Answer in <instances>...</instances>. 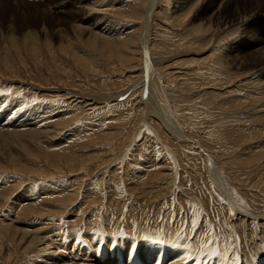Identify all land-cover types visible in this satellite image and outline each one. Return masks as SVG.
I'll list each match as a JSON object with an SVG mask.
<instances>
[{
  "label": "rangeland",
  "instance_id": "obj_1",
  "mask_svg": "<svg viewBox=\"0 0 264 264\" xmlns=\"http://www.w3.org/2000/svg\"><path fill=\"white\" fill-rule=\"evenodd\" d=\"M262 226L264 0H0V264H264Z\"/></svg>",
  "mask_w": 264,
  "mask_h": 264
},
{
  "label": "bare ground",
  "instance_id": "obj_2",
  "mask_svg": "<svg viewBox=\"0 0 264 264\" xmlns=\"http://www.w3.org/2000/svg\"><path fill=\"white\" fill-rule=\"evenodd\" d=\"M147 28V27H146ZM148 29H146L145 30V32H144V34L142 35V38H141V40L143 41L142 43H141V46H142V48H143V46L145 47L146 45H147V43H148V37H147V33H148V31H147ZM136 38V37H135ZM151 72V71H150ZM153 72V71H152ZM92 103H94L95 104V102H92ZM91 104V103H90ZM92 105V104H91ZM37 122V121H36ZM39 126H41V125H39ZM7 130H9V131H12V132H14V134H16V135H18V136H23L26 132L24 131V130H21V129H18V128H15V129H10V128H6ZM32 132H34V130H36L35 128L34 129H30ZM41 130H43V129H41ZM41 130H39V131H41ZM70 141V140H69ZM6 189V188H5ZM237 210V209H236ZM238 211V210H237ZM241 212V211H240ZM239 215V214H238ZM242 216H243V214H242ZM246 216V215H245ZM249 216V215H248ZM240 217H241V215H240ZM239 218V217H238ZM244 219V218H243ZM253 219V218H252ZM245 220V219H244ZM263 224V223H262ZM263 227V226H262ZM264 228V227H263ZM29 233V232H28ZM37 233V232H36ZM49 234H51V233H49ZM49 234H48V236H49ZM34 235V234H33ZM39 235V234H38ZM36 236V237H35ZM43 236H46V238H47V235H43ZM34 240H36V238H38L37 237V235L35 234L34 235ZM33 238H32V240H33ZM39 238H41V236L39 237ZM43 240H46L45 238H42ZM50 239V238H49ZM37 241H39V240H36V242ZM41 241V240H40ZM33 242V241H32ZM63 242V241H62ZM33 243H35V242H33ZM49 243V242H48ZM135 243V242H134ZM127 247L125 248V251L123 252V253H125L126 252V250H128L129 248H130V251H131V253H133L134 251V249H135V246H132V243L130 242L129 244H127L126 245ZM51 247V246H50ZM60 247V246H59ZM147 248H149L147 245H143L142 247H141V250H142V255H144L146 252H147ZM123 250H124V248H122ZM64 252V251H63ZM63 252L61 253V255L63 254ZM65 253V252H64ZM45 254V253H44ZM71 254H72V252H71ZM70 254V255H71ZM184 254V253H183ZM57 255V254H56ZM59 255V254H58ZM96 255V254H95ZM179 255V254H178ZM41 256H43V255H41ZM181 257L180 258H182V255H180ZM59 257V256H58ZM198 257H200V256H198ZM87 258V257H86ZM179 258V259H180ZM43 259V258H42ZM85 259V258H84ZM88 259V258H87ZM90 259V258H89ZM31 261V260H30ZM39 261H40V259H39ZM86 261V260H85ZM63 264H70V261H68V260H66V259H64L63 261ZM88 262V261H87ZM219 262V261H218ZM31 263V262H30ZM82 263V262H81ZM89 263V262H88ZM205 263V262H204ZM33 264H35V263H33ZM37 264V263H36ZM46 264H50V262H48V263H46ZM92 264V263H91ZM94 264V263H93Z\"/></svg>",
  "mask_w": 264,
  "mask_h": 264
}]
</instances>
